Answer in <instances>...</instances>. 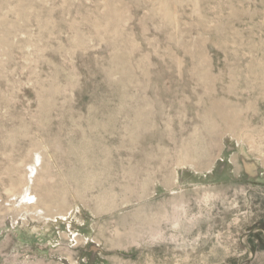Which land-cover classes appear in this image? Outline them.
Returning <instances> with one entry per match:
<instances>
[{"label": "rangeland", "instance_id": "rangeland-1", "mask_svg": "<svg viewBox=\"0 0 264 264\" xmlns=\"http://www.w3.org/2000/svg\"><path fill=\"white\" fill-rule=\"evenodd\" d=\"M0 264H264V0H0Z\"/></svg>", "mask_w": 264, "mask_h": 264}]
</instances>
